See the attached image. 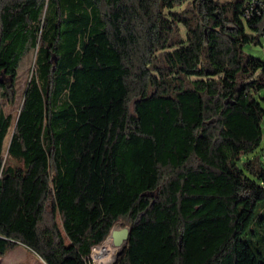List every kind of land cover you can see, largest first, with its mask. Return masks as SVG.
<instances>
[{
  "label": "trees",
  "instance_id": "obj_1",
  "mask_svg": "<svg viewBox=\"0 0 264 264\" xmlns=\"http://www.w3.org/2000/svg\"><path fill=\"white\" fill-rule=\"evenodd\" d=\"M247 1L0 0L5 105L36 49L16 116L0 105V256L89 264L123 222L115 264H264V60L248 50L264 9L244 20Z\"/></svg>",
  "mask_w": 264,
  "mask_h": 264
},
{
  "label": "rangeland",
  "instance_id": "obj_2",
  "mask_svg": "<svg viewBox=\"0 0 264 264\" xmlns=\"http://www.w3.org/2000/svg\"><path fill=\"white\" fill-rule=\"evenodd\" d=\"M223 1H226V0H223ZM184 6L185 5H183L182 7H179L178 9H181ZM248 50L254 55L264 60V43L263 42L256 46L250 45L248 47ZM35 57H36V49L30 48L20 62V65L18 67V75H17V82H16L18 93H17V99H16L15 104L8 105V106L5 105L3 96L0 92V105L5 110L13 113L15 116L17 112L19 111L20 106L23 102L25 90L32 76V73L34 70ZM4 162H5V159L0 158V175H1ZM45 177H46V172L43 170L42 161L40 159L34 161L28 173V178H27V183H26V192H27L28 200L30 203L36 202L43 195ZM4 183L10 186H13L15 189H17L19 178L17 179V178L10 177L9 179H6ZM57 221L60 225V228L63 231L66 242L69 243L70 240L63 230L59 215H57ZM117 225L124 226L126 224H124L123 222H119ZM20 245L10 250L8 254H6L5 256H0V264H46L45 261L32 250L27 249L28 251L26 250L27 252H24L23 251L24 248L21 246L22 249H20L21 248L19 247ZM95 247L97 246L93 247L92 252L88 258L89 264H97L93 257Z\"/></svg>",
  "mask_w": 264,
  "mask_h": 264
},
{
  "label": "bare ground",
  "instance_id": "obj_3",
  "mask_svg": "<svg viewBox=\"0 0 264 264\" xmlns=\"http://www.w3.org/2000/svg\"><path fill=\"white\" fill-rule=\"evenodd\" d=\"M122 249L123 246H118L110 236L102 245L95 247L93 257L97 264H115Z\"/></svg>",
  "mask_w": 264,
  "mask_h": 264
},
{
  "label": "water",
  "instance_id": "obj_4",
  "mask_svg": "<svg viewBox=\"0 0 264 264\" xmlns=\"http://www.w3.org/2000/svg\"><path fill=\"white\" fill-rule=\"evenodd\" d=\"M1 177H2V171H1V175H0V180H1ZM129 234H130V227L128 225H124V226L117 225L112 229L108 238L110 236H112L114 238L115 243L118 246H123V249L120 251V253H121L127 245ZM117 259H118V257H117ZM116 262H117V260H116Z\"/></svg>",
  "mask_w": 264,
  "mask_h": 264
},
{
  "label": "built area",
  "instance_id": "obj_5",
  "mask_svg": "<svg viewBox=\"0 0 264 264\" xmlns=\"http://www.w3.org/2000/svg\"><path fill=\"white\" fill-rule=\"evenodd\" d=\"M263 9L264 0H248L243 9L242 17L244 20H248L253 16L262 14ZM262 39L264 43V33L262 35Z\"/></svg>",
  "mask_w": 264,
  "mask_h": 264
},
{
  "label": "crops",
  "instance_id": "obj_6",
  "mask_svg": "<svg viewBox=\"0 0 264 264\" xmlns=\"http://www.w3.org/2000/svg\"><path fill=\"white\" fill-rule=\"evenodd\" d=\"M21 246L24 248V250H23L24 252H27L29 250V248L27 246H25L24 244L20 245L19 247H21ZM22 247L20 249H22Z\"/></svg>",
  "mask_w": 264,
  "mask_h": 264
}]
</instances>
